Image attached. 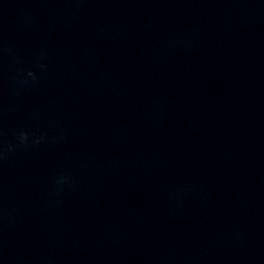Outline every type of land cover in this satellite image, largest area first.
Here are the masks:
<instances>
[{"label": "clouds", "instance_id": "clouds-1", "mask_svg": "<svg viewBox=\"0 0 264 264\" xmlns=\"http://www.w3.org/2000/svg\"><path fill=\"white\" fill-rule=\"evenodd\" d=\"M27 75L29 77H33L34 78V74L32 72H28ZM27 133L25 132H20L19 133V139H20V142L23 144L27 141ZM65 181V178L64 177H60L59 180H58V183H63Z\"/></svg>", "mask_w": 264, "mask_h": 264}]
</instances>
